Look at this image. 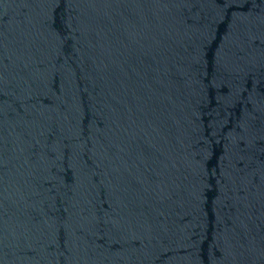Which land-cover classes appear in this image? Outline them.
I'll list each match as a JSON object with an SVG mask.
<instances>
[{
	"label": "water",
	"instance_id": "water-1",
	"mask_svg": "<svg viewBox=\"0 0 264 264\" xmlns=\"http://www.w3.org/2000/svg\"><path fill=\"white\" fill-rule=\"evenodd\" d=\"M0 264H264V0H0Z\"/></svg>",
	"mask_w": 264,
	"mask_h": 264
}]
</instances>
